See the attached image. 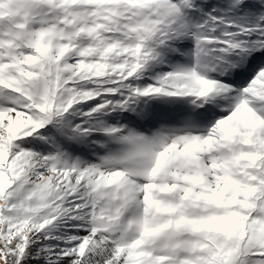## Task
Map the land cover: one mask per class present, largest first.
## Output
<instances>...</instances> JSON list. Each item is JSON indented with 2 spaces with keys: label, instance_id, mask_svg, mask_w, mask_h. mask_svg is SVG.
<instances>
[{
  "label": "snow or ice",
  "instance_id": "1",
  "mask_svg": "<svg viewBox=\"0 0 264 264\" xmlns=\"http://www.w3.org/2000/svg\"><path fill=\"white\" fill-rule=\"evenodd\" d=\"M0 264H264V0H0Z\"/></svg>",
  "mask_w": 264,
  "mask_h": 264
}]
</instances>
